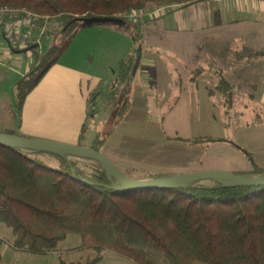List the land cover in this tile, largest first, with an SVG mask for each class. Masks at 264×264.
<instances>
[{"label": "trees", "instance_id": "trees-1", "mask_svg": "<svg viewBox=\"0 0 264 264\" xmlns=\"http://www.w3.org/2000/svg\"><path fill=\"white\" fill-rule=\"evenodd\" d=\"M200 1L205 0H0L47 15L43 37L53 36L46 51L36 43L19 50L33 57L17 83L19 115L28 94L87 19L112 18L128 25L137 49H142L144 22L121 20L118 13ZM260 55L236 42L231 62L239 66ZM136 63V53L121 58L116 79L100 84L90 100L96 103L102 96L112 111L120 99V86L130 81ZM219 82L230 109L238 91L224 77ZM131 98L123 99L112 126L87 145L88 117L77 144L105 153L134 180L197 168L208 145L222 140L168 137L158 122L148 119L147 108L134 106L135 96ZM5 133L32 138L18 128ZM237 173L264 176V167L253 161L250 169ZM114 184L120 186L90 157L0 144V221L12 228L14 248L50 253L68 234L76 233L82 237L79 248L93 250L94 255L78 261L61 259V264H99L108 250L135 264H264V186L226 187L214 179L191 181L180 189H122Z\"/></svg>", "mask_w": 264, "mask_h": 264}, {"label": "crops", "instance_id": "crops-1", "mask_svg": "<svg viewBox=\"0 0 264 264\" xmlns=\"http://www.w3.org/2000/svg\"><path fill=\"white\" fill-rule=\"evenodd\" d=\"M140 20L142 58L135 75L120 86L124 98L135 96L133 105L145 106L148 119L158 122L168 137L222 139L211 142L200 165L187 171L237 173L250 169L253 161L264 167V0H205L172 6L160 16ZM236 42L263 55L235 66L231 51ZM4 43L8 44L0 33V65L13 58L10 49L20 52ZM30 66L15 68L24 74ZM117 75L118 71L110 81ZM221 77L238 91L235 103L242 98L248 108H227L219 89ZM106 82V75L93 74L60 56L26 97L18 130L33 138L77 144L90 117L92 92ZM149 98L156 101L157 110H152ZM116 107L109 111L108 122ZM231 128L235 140L224 136ZM99 264L135 263L106 251Z\"/></svg>", "mask_w": 264, "mask_h": 264}, {"label": "rangeland", "instance_id": "rangeland-1", "mask_svg": "<svg viewBox=\"0 0 264 264\" xmlns=\"http://www.w3.org/2000/svg\"><path fill=\"white\" fill-rule=\"evenodd\" d=\"M93 27V30L88 26H82L76 30L74 42L70 48L67 46L60 55L61 60L80 65L93 74L106 75V79L109 82L117 73L118 62L122 56L128 53H138L139 49H137V44L134 41L132 31L128 25H123L116 21H109L95 24ZM52 44L53 36L47 34L40 44V49L46 51ZM3 45L9 48L8 44L4 43ZM10 51L13 52H10L13 58L10 61H5L4 65H0V132L17 129L21 124L17 101V83L23 74L15 67L30 65L33 62V57L27 56L25 52L15 53L11 49ZM124 95L126 93H121L116 109L111 112L109 122V109L106 106V102L102 99V96H100L97 103H94L92 99L88 120L89 131L84 141L86 144L91 142L98 129L103 130V126H106L107 122L108 126L106 129L112 126L111 124L124 99ZM149 104L152 105V110L158 109L155 106V100L149 98ZM246 105L247 102L244 99L237 98L234 108L235 110L246 109L248 108ZM231 124L235 126L236 123L232 120ZM232 129L228 130L224 136L235 140ZM45 161L51 162L49 160ZM141 164H138V166H141ZM122 166L126 165L123 164ZM13 240L14 233L12 228L0 221L1 264H61V259L65 261H78L86 260L88 257L94 255L93 250L79 248L82 237L76 233L68 234L58 243L57 250L50 253H33L14 248L11 245Z\"/></svg>", "mask_w": 264, "mask_h": 264}, {"label": "water", "instance_id": "water-1", "mask_svg": "<svg viewBox=\"0 0 264 264\" xmlns=\"http://www.w3.org/2000/svg\"><path fill=\"white\" fill-rule=\"evenodd\" d=\"M115 21L112 18L93 17L86 20L87 25L101 24L104 22ZM137 63L134 65L132 77L135 75L141 59L142 50L138 48ZM0 144L5 146L27 147L33 150H41L56 155H76L87 156L98 161L105 169L108 177L114 176L120 186L114 184L113 187L122 189L132 188H161V189H180L187 186L188 182L214 179L221 182L223 186H264V176L242 175L236 172L221 169H205L197 171H187L176 176L160 177L151 180H134L127 176L116 163L105 153L95 150L92 147L70 144L54 140L29 138L12 133L0 132Z\"/></svg>", "mask_w": 264, "mask_h": 264}, {"label": "built area", "instance_id": "built-area-1", "mask_svg": "<svg viewBox=\"0 0 264 264\" xmlns=\"http://www.w3.org/2000/svg\"><path fill=\"white\" fill-rule=\"evenodd\" d=\"M172 6H162L139 11H124L117 14L121 20L137 21L143 17L154 18L167 12ZM48 16L25 7L0 4V33L14 50H27L41 44L47 29ZM28 52V51H27Z\"/></svg>", "mask_w": 264, "mask_h": 264}]
</instances>
